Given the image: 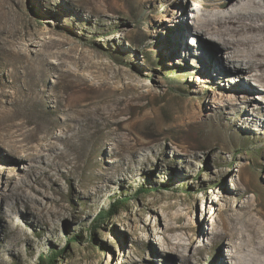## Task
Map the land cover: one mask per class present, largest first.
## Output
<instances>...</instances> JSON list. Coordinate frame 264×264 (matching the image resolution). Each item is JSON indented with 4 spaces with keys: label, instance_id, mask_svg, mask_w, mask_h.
I'll return each mask as SVG.
<instances>
[{
    "label": "rangeland",
    "instance_id": "obj_1",
    "mask_svg": "<svg viewBox=\"0 0 264 264\" xmlns=\"http://www.w3.org/2000/svg\"><path fill=\"white\" fill-rule=\"evenodd\" d=\"M212 1L0 0V264H235L224 223L264 219V89L194 53L232 70L194 31Z\"/></svg>",
    "mask_w": 264,
    "mask_h": 264
},
{
    "label": "bare ground",
    "instance_id": "obj_2",
    "mask_svg": "<svg viewBox=\"0 0 264 264\" xmlns=\"http://www.w3.org/2000/svg\"><path fill=\"white\" fill-rule=\"evenodd\" d=\"M171 1L165 0L167 3H171ZM210 7L220 11L210 15H196L194 17L197 21L195 34L198 36L200 32L218 42L225 52L226 61L232 66V70H226V66L220 62L218 55L210 53L201 46L196 45L194 48L191 41L194 53L205 59L207 63L209 62L213 69L220 70L222 76L228 72H237L236 74H238V70L242 69L249 72L257 71V74L253 75V80L264 89V0L258 2L256 0H235L233 3L228 0H213ZM188 30L189 27L183 22L174 28L172 36L175 46L186 45ZM10 73L13 83H16L21 77L15 70ZM241 78L243 81L248 79L247 76ZM235 86V88L229 87L232 94L238 97V94L242 93V98L248 99L249 94L246 92H249V89L244 84L236 83ZM243 91L246 92L243 93ZM256 114L257 119L264 118L263 112L259 111ZM8 122L10 121L6 117L0 116V132H4L7 138L12 139L15 135L12 129L16 126ZM90 126L92 135L102 132L104 127L102 122L94 120ZM35 135L30 131L23 133L21 142L27 144L36 139ZM0 142H3L2 138H0ZM20 148H26V145L23 144ZM131 153L135 154L134 151ZM261 203L258 199L257 205ZM255 214L258 215L259 212L255 211ZM256 218L252 214L248 217L231 216L224 223V236L230 242L231 247L229 248L233 249L234 256L231 258L235 260V264H264V219ZM162 242L171 251H179V248H183L179 241L164 238ZM219 264H221L220 261Z\"/></svg>",
    "mask_w": 264,
    "mask_h": 264
},
{
    "label": "trees",
    "instance_id": "obj_3",
    "mask_svg": "<svg viewBox=\"0 0 264 264\" xmlns=\"http://www.w3.org/2000/svg\"><path fill=\"white\" fill-rule=\"evenodd\" d=\"M142 191L147 192L148 190L143 189ZM125 199L126 198H119L112 205H110L108 209L99 211L97 215L95 216L94 221L95 222L104 221L105 219H108L114 216L117 213L119 206L124 202ZM59 253L60 252L55 251L54 253L52 252L50 256H47V257L40 256L39 263L40 264H54L55 259L58 258L60 255Z\"/></svg>",
    "mask_w": 264,
    "mask_h": 264
}]
</instances>
